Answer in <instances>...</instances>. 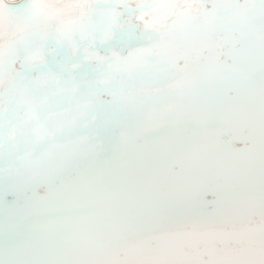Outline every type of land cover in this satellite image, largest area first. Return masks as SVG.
<instances>
[{"label":"snow or ice","instance_id":"6c2138e0","mask_svg":"<svg viewBox=\"0 0 264 264\" xmlns=\"http://www.w3.org/2000/svg\"><path fill=\"white\" fill-rule=\"evenodd\" d=\"M0 264H264V0H0Z\"/></svg>","mask_w":264,"mask_h":264},{"label":"bare ground","instance_id":"6f19581e","mask_svg":"<svg viewBox=\"0 0 264 264\" xmlns=\"http://www.w3.org/2000/svg\"><path fill=\"white\" fill-rule=\"evenodd\" d=\"M6 3H13V0H5ZM237 147H242V145H237ZM211 198V196H209Z\"/></svg>","mask_w":264,"mask_h":264},{"label":"clouds","instance_id":"9594fccd","mask_svg":"<svg viewBox=\"0 0 264 264\" xmlns=\"http://www.w3.org/2000/svg\"><path fill=\"white\" fill-rule=\"evenodd\" d=\"M21 0H13V3H19Z\"/></svg>","mask_w":264,"mask_h":264},{"label":"water","instance_id":"95a60500","mask_svg":"<svg viewBox=\"0 0 264 264\" xmlns=\"http://www.w3.org/2000/svg\"><path fill=\"white\" fill-rule=\"evenodd\" d=\"M209 199H211V198H209Z\"/></svg>","mask_w":264,"mask_h":264}]
</instances>
